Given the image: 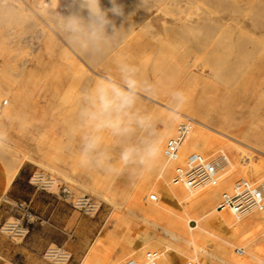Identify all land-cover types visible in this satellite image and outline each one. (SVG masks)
Returning a JSON list of instances; mask_svg holds the SVG:
<instances>
[{
	"label": "rangeland",
	"instance_id": "1",
	"mask_svg": "<svg viewBox=\"0 0 264 264\" xmlns=\"http://www.w3.org/2000/svg\"><path fill=\"white\" fill-rule=\"evenodd\" d=\"M11 1L12 0H5V1L0 0V5H1L0 12L1 10L4 9L0 13V31H1L0 35L4 37L3 39L6 41V46L9 45L7 43L13 42V44L10 45L9 49L10 50L12 49V52L18 55L16 56L12 52H9V53H12L13 55L10 54L8 59L7 58L3 59V57H0V61H1L0 62V68H1L0 82L5 81L6 83H10L9 84L10 86L16 85L13 87L15 89L18 88L17 87V84H18L20 89H19L18 94L15 97L16 101H13V103L11 104L7 103V106H9L7 107L8 109L6 108V105H5L6 103L3 102L0 104L1 105L0 115L2 114L0 117L1 119L0 125L3 126V127L0 126V141H2V146H0V161L4 165L5 168L8 167L6 168L7 169L6 171H8V169L11 167L14 161L15 160L17 161V159L21 157L23 159L21 167L22 166L26 167V169L30 172V177L35 171L43 172L46 175L54 177L57 183H63L67 185L69 189L71 190V198H76L82 195H89L99 205V209L96 213L86 214L88 217V224H89L88 238L82 243H73L71 245L64 246L68 250V252L71 253V257L66 264H95V263L96 264H124L126 259L131 258V257L145 258V255L148 251H151V252L154 251L157 253L155 254V257L152 258V260L158 262V264H178L180 261L181 262L188 261L190 257L188 253L181 252L180 256L177 253V251L180 250V244H181L179 239L176 236H171L169 233H167L164 230V226L168 222L169 217H171L174 213H169L165 209L166 206H163L160 203H157L158 202L157 199L152 200L150 198V195L152 193H156L157 195L159 193H164L165 191L164 181H163L164 179L163 177L165 176L164 174L169 170H177L180 164L185 163V159L191 152H198L205 159L225 157L226 162L222 170L219 172L218 181L216 184L205 186L204 188L197 190V191L190 190V192L194 195L196 194V196H202V198L208 197V200H205L206 207L203 208V205L198 206L196 208V211H189L187 215L185 216V218L179 221L183 223L186 220L192 219L191 221L192 224H195L196 222L200 223L201 221L207 222L211 214L210 208L207 207V205H209L210 203L209 198H211L215 192H221L227 187V179L231 174L242 173L248 170L249 168L252 169L250 171L252 172V174L253 173L257 174V171L255 169L256 167H258V165L256 164L257 158L260 159V163L262 162L261 163L263 164L262 167H264V151H263L264 145L260 144L261 143L260 140L256 141V139L255 140L251 139L250 138L251 133H248L246 131L244 132V130L245 129L247 130V128L250 127V125L252 124V121H250L251 120L250 112L253 108L255 109V104L257 103V100L261 99L260 97L262 98L264 97V90L259 93L256 91L254 93L253 91V93H246L245 95L240 94V95L233 96L232 98L219 96L218 93H213V92L207 93L206 96L203 97V100L206 103H208L205 107L197 108L196 114L191 113L187 115V114L180 112V115L181 116L183 115V117H180L179 121L172 123V124H168L167 122L168 110L165 108L166 106L164 104H162L161 102L151 97L143 98L142 100L146 102V105L143 107L146 110L157 115L163 121H165L164 124L160 125L161 131L165 133L164 143L162 146V155L155 162L154 167L150 171H145L142 175H137V176L130 175L128 169H124L120 174H111V175L106 174L103 171L96 169V168L90 169L89 167L85 166L82 163L81 152L79 151L80 150L79 136L78 135L71 136L68 134V129L74 123L75 118H76V113L79 107L78 103L76 102L78 101V98H79L78 95H80V93H78L77 95H75V93L71 95V92H69L71 91L69 89L71 88V86L66 81H63L65 85H63V82H62V84L60 83L59 86L55 87V85H53L54 88L52 89L51 85L47 87L44 81H43L44 84L38 83L39 80L36 79V77L39 74V72L38 74L36 72L41 70V66L37 64L38 58L40 55H44V56L48 55V52L45 49V47L43 48L44 46L43 41H45L44 38L46 36L41 33L40 27L43 26L42 28L46 29L47 35H50V36L52 35L54 37L53 40L55 41V43H52V44L54 45L55 56L63 57V52H62L63 50L61 48H63L68 43L64 39V36L61 34V31H60L59 22H58L59 20H57V18L59 19V16L56 15L55 17V14L56 12H59L62 15H68L69 6L65 5L64 1L61 2L62 7L57 6L59 3L53 4L51 2L52 0L51 1L47 0V1H50L53 5H50L49 4L50 2H47L46 0L45 1L47 2V5H46V2H44V0H28V3H27V0L26 1L25 0H21V1L14 0L12 2ZM18 1L19 3L17 4ZM152 1L151 0H139V1L130 0L128 2V5L126 4V10L124 11V14L127 13L126 25H128L132 29L128 27L127 32L125 31V33H123L125 36L128 34V32H130V34H132L130 36L132 37H135L138 35H144V36H149V38H155V37H151L150 34H156V33L158 34L161 30L160 21H157L156 25L149 24V21L153 19L155 16H159V20L161 19L164 20L165 18L168 24L175 25L176 15L172 11H170V8L171 9L175 8L179 0H172V1L171 0H162V1L152 0ZM216 1L217 0H209V2L207 3V1L203 2L202 0H196V1L194 0L193 1L194 4L190 3V5L191 6L195 5L196 7L203 6L205 10L207 11L209 10V11L216 12L222 8L218 2L216 3ZM31 2H32V5H30ZM65 2H68V1L65 0ZM26 3L28 4L27 5L28 8L26 7L27 11L26 10L20 11L22 10L20 8V5L22 4L26 6L25 5ZM213 3L215 4V6L218 5L216 8H214V10H213V7L215 6ZM254 5L258 10L257 9L253 10L251 5L245 6L246 8L243 7L245 8L244 14H246L245 13L246 9L249 12L248 13L246 11L248 13V18H247V25L245 28L248 30L253 28L251 23H248V22L256 18L257 16L255 15L259 14V16H262L260 17L261 20H264L263 19L264 9L262 10L261 9L262 7L258 8L259 6L257 4H252V6ZM49 6L52 7L51 11H50L51 8L48 9ZM133 6L134 7L136 6V8H134L135 10L133 9ZM32 7L35 9V11L36 9L37 11L39 10L38 15H37V12H35ZM131 7L133 10L131 9ZM247 7L248 8L250 7V8L248 9ZM30 8L33 11H31ZM160 8H162L163 10ZM130 9L132 11H129ZM195 9L196 8H194V6H192L191 9L187 7L188 11L195 10ZM19 11L22 13L24 12L25 14L24 13H23L24 15L20 14ZM29 11L34 13L36 16L34 14L32 15V13ZM40 11H43L45 15L41 13ZM258 11L260 13H257ZM39 12L41 15L39 14ZM170 13H173V14L170 15ZM28 14H29V17H28ZM80 14L85 19H87L86 16L88 15V12L85 13V11H82ZM252 15H254L255 17ZM23 16L26 17L24 18L25 21L23 19ZM49 16L50 17L54 16V18L53 17L50 18ZM150 16H153V18H149ZM33 18H35L37 23L34 22ZM141 20L143 21L141 22ZM29 21H30V24H27ZM55 21H56V24H55ZM208 23L209 22H207V24L204 23L205 25L203 26L202 24L201 25L199 24L200 26L199 25H194V26L189 25L188 27L186 26L187 29L185 27L183 30L190 29L191 32L188 30L189 38H188V35H185L186 37L184 36V38L179 37V40L177 37L174 39V43L179 44V41H180V44H182L188 39L190 40L194 38H195L194 40H196V36L198 34L201 35L205 33L206 31H209L208 27H210L211 25L210 23L208 25ZM31 26L33 28H31ZM189 27H192V28H189ZM211 27H210V31H211ZM58 28L59 30H57ZM185 31L183 32L186 34V32L188 31L186 32ZM214 31L215 30L212 29V32ZM16 33H17V36H16ZM123 34L117 35L116 36L117 39L115 38V40L116 41L120 39L123 40V38L125 37L123 36ZM118 37H120V39ZM181 40L183 41L181 42ZM18 41L20 45L22 42V45H21L22 47L25 46L23 47V49L22 47L20 49L18 48L20 46L18 45L19 44ZM56 41L58 43H56ZM14 46H15V49L13 50ZM125 53L128 54L127 51H124V53H121L119 56L122 58L125 56L124 58H126L128 55L126 56ZM263 54H264V50H263ZM28 55L29 56L31 55L32 57L29 58ZM12 56L13 58H15V60H13ZM167 56H170V54ZM27 57L29 58V60L31 59V61H29ZM209 57L210 56L207 53H205V51H202L199 53L195 52L187 57L185 56L180 57L179 59L180 66L181 67L185 66L183 68L188 71L186 72L185 70L183 74L184 76L182 75L183 80L179 81L181 85L186 84V85L194 87V85L196 84V81L200 78H203V76H204L203 79L207 78V80L209 79V82H212V83L217 82L215 81L216 79L215 74L212 73L210 69L202 70V66L204 67V65L206 67L211 66V65H208L210 63L207 64V60H206V58H208L209 60ZM169 58H172V56L168 57V60H170ZM258 58L259 56H255L253 58L254 59L253 62H255L256 59L258 60L257 62H259L260 59ZM17 59H19L18 63L20 62L21 64L19 63L17 65V63H15L17 62L16 61ZM24 59H26L27 63L24 62L25 61ZM32 59H36V60L32 61ZM20 60L21 61L24 60L23 61L24 63L21 62ZM250 60L249 62L247 61V67L245 68V71L251 70L252 68V66L250 65L251 64L250 62L252 61ZM12 62H14L13 64L15 65L12 64L11 66L10 63ZM32 62H33V65H32ZM215 62L217 61L215 60ZM28 63H30V65ZM227 64L228 62L226 58H220L218 59V62L214 66L218 68H226ZM22 65L23 66L26 65V71H23L25 70V68ZM200 65L201 67H199ZM27 66H30V68L31 67L32 68L31 69L28 68L29 69L28 70ZM33 67L35 68L33 69ZM18 68L22 69L21 73H23L22 77H18L20 79L17 78V76H19L20 73L17 75L15 72L16 69H17L16 71L20 72ZM3 69L5 71H3ZM2 71L5 72L6 74L5 73L2 74L3 73ZM26 72L27 73L30 72L29 74L31 78L29 79L28 77L29 81L32 78H35V79H32L33 81L35 80L33 83H32V80L30 81L32 84L26 81L27 80V78H25L27 75ZM1 75H3V79ZM32 75L34 76L32 77ZM228 78L225 81L227 85H229L230 88H233V86L238 85L237 81L239 79L237 75L233 77L229 76ZM13 80H15V82ZM44 80L47 81L48 84L50 83L47 80V78ZM227 80L229 82H227ZM16 82L18 83L16 84ZM35 83H37L36 84L37 87L35 86ZM238 83H240V81ZM168 85L169 84L165 83L164 85H161V86H168ZM249 86L251 88L253 87V85H249ZM46 87L48 88V91L43 90L44 88L46 90ZM25 88L28 91H26ZM49 88L52 91L49 90ZM21 92L25 94H22ZM19 93H21L22 96H20ZM76 97H77V100L75 101ZM21 100H24V104H23V101ZM263 101H264V98H263ZM19 104L21 107L19 106ZM16 108H17V112L14 113L15 112L14 110H16ZM7 110H9L10 113ZM21 112H22V115H20ZM3 113H5L4 114L5 117ZM259 113H260L259 115H256L253 117L255 121H254V124L252 125L256 126L255 130H258V129L261 130L260 127H257L256 125L257 123L264 127V106L261 109H259ZM187 117L192 119L193 126L189 130V132L186 134V136L184 137L180 145L178 157L168 158L164 151L166 141L168 140L170 136H172L175 133L177 125L182 120H185V118ZM217 128L224 132H228L231 135H227L221 132L220 130H218ZM262 130L264 131V128ZM44 133H46L47 135ZM42 135L48 138L49 144L48 143L42 144L40 142H37L38 140L40 141V137ZM223 135L226 136L225 139L219 138V136H223ZM257 144L259 145L258 147H253V145H257ZM40 146H43V148H49L50 149L49 151H51V155L48 154L50 155V156L47 155L48 157L44 155L42 156L43 148L41 149L42 151H40V148H41ZM103 146L109 150V153L112 156L113 164L117 166L118 168H122L123 166L119 160V148L117 147V142L114 140L113 137H111L107 133L104 136ZM55 150L56 151L58 150L57 152L58 156H56ZM59 153L60 154L62 153L61 154L62 157ZM28 154H32L33 158L26 159ZM76 158H79L78 162L80 164L79 163L75 164L73 159H76ZM49 159H51V161L53 160L52 163H50ZM71 161H73V163ZM77 164H79V166H77ZM55 165L57 166V168ZM74 166L75 167L77 166V167L75 168ZM90 171L92 174L90 173ZM263 171H264V168H263ZM90 174L91 175L95 174L94 175L95 178L94 177L92 178ZM150 174L152 175L151 180L147 181V176ZM97 184L99 185L101 184L100 186L98 185L99 188L95 187ZM104 185L106 186L104 187ZM53 189L55 191H58L59 186L56 184L53 187ZM71 198H69L68 200L72 201ZM171 202L172 203L171 205H169V207L173 210L174 207L177 205V201L173 200ZM15 208L17 210V213H12V212L9 213L7 217L8 220H13L15 217L20 215V210L16 206V203H15ZM180 226H182V224ZM194 228H192L193 230H191V233L196 234V229ZM184 231L185 230H182V232ZM56 245L57 244L55 243L50 244V246H56ZM43 254L44 252L42 253V261L44 264H55L54 262L45 258Z\"/></svg>",
	"mask_w": 264,
	"mask_h": 264
},
{
	"label": "bare ground",
	"instance_id": "2",
	"mask_svg": "<svg viewBox=\"0 0 264 264\" xmlns=\"http://www.w3.org/2000/svg\"><path fill=\"white\" fill-rule=\"evenodd\" d=\"M2 1H5V0H2ZM12 1H14V0H12ZM46 1L44 0V2H46ZM50 1H47V2H50ZM62 1H64L65 5L69 6V4H70L69 0H67L68 2H65V0H52L51 2L53 4L59 3L57 6H61ZM129 1L130 0H117V3L120 4L123 7V11H125L126 10V4L128 5ZM193 1L194 0H179L177 2V6L175 8H172V9L170 8V11H172L176 15L175 16L176 17L175 25L174 24H168L164 17H163L164 20H162V19L159 20V16H155L154 18H153V16H150L149 18H153V19H151L150 21L148 20L149 24L156 25L157 21L161 22V23L159 22L160 27H161L160 32L158 34L157 33L156 34H150L151 37H155V38H149V36H144V35H138V36L132 37V36H130V35H132V34H130V32H128V34L125 36L123 33H125V31L127 32L128 27H129L128 25H126L127 13L124 14L122 17H117V16H113L109 12V18L114 21V23L116 24V27L119 28L122 26L121 29L116 33L115 36L108 38L105 42L101 43L97 48L87 49V50L83 49L79 46L70 45L67 42L68 44H66V45L64 44L65 46L64 47L62 46L63 48H61L63 50L62 51L63 57H56L55 56L54 45L52 44V43H55V41L53 40L54 37L52 35L51 36L47 35L46 29H43L42 28L43 26H41L40 27L41 33L46 36L44 38L45 41H43L44 42L43 48L45 47V49L48 52V55H46V56L40 55L38 58L37 64H39L41 66L40 71H37V72L35 71L37 74L39 72L38 76L36 75L38 78L35 76L36 79L39 80L38 83H43V81H44L45 85H47V87L51 85V87L53 89L54 88L53 85H55V87H56V86H59L60 83L62 84L63 81H66L71 86V88H69L71 90V91H69V92H71V95L74 93H75V95H77L78 93H81L83 90L90 88L98 79L104 77L106 74H111L114 76L117 75L118 64L122 63V62H126V63L132 64V65H135L139 69L140 76L142 79H146L150 82H153L156 85V87L158 89V95L154 99H156L157 101L164 104L166 106L165 108L168 111H169V101H170L171 92L174 90H182L186 94L188 99H187V103L184 105L181 113H184L187 115H189L191 113L196 114L197 108L205 107L208 103H206L203 100V97L206 96V94L210 93V92L218 93L219 96L229 97V98H232L233 96L240 95V94L245 95L246 93H253V91H254V93H255V91L258 93L262 92L264 90V54H263V50H264V20H261L260 17H262V16H259V14H257L255 16H257L258 18L256 17V18L252 19L250 22H248V23H251L253 28H251L249 30L246 29L245 27L247 25V18H248L249 12L246 9L245 10L246 14H244V9L246 8L245 6H248V5H251L253 10L257 9L255 7V5L252 6V4H257L259 6L258 8L262 7L261 9L263 10L264 9L263 8L264 7V0H217L216 3L218 2L222 8L220 9L221 11L218 10L216 12L209 11V10L207 11V10H205V8L203 6H197L196 7L195 5H192V6H194V8H196L195 10L188 11L187 7L189 9H191L192 6L190 5V3H193ZM202 1L203 2L207 1V3L209 2V0H205V1L202 0ZM47 2H46V5H47ZM51 2L49 4L53 5ZM18 3H19V1L17 2V4ZM27 3H28V0H27ZM27 3L25 4L26 6L22 5L23 3L20 5V8L22 9L20 11H25L28 8ZM100 3H101L102 9L106 10V9H110L112 7L109 0H100ZM8 5H10V4H8ZM30 5H32V2ZM164 5H165V3H164ZM186 5H187V7H186ZM214 6H215V4H214ZM217 6L213 7V10ZM243 7H245V8H243ZM49 8H51L50 9V11H51L52 7L49 6L48 9ZM134 8H136V6L135 7L133 6V9ZM131 9H132V7H131ZM131 9L129 11L133 10V9L132 10ZM160 9H162V8H160ZM3 10H1V12ZM31 11H33V10L31 9ZM31 11H29V12H31ZM34 11H35V9H34ZM38 11H37V9L35 11V12H37V15H38ZM54 11H55V9H54ZM83 11H85V13L87 12L86 10H83ZM259 11L257 13H260ZM40 12L43 13V11H40ZM40 12H39V14H40ZM23 13L20 12V14H23ZM137 13H135V14H137ZM173 13H170V15ZM33 14L34 13H32V15ZM263 14H261V15H263ZM56 15L57 14H55V17H56ZM87 16H86V18H87ZM252 16H254V15H252ZM28 17H29V14H28ZM51 17L54 18V16H51ZM24 18H26V17L23 16V19ZM35 18H33L34 22L37 23ZM57 20H59V19L57 18ZM143 20H141V22ZM24 21H25V19H24ZM138 21H140V20H138ZM138 21H137V23H138ZM207 22H209L210 25L212 26V27L210 26L211 31H210V27L207 26L209 28V31H206L205 33H203L201 35L198 34L199 36L198 35L196 36V40H194L195 38L190 39V40L188 39L189 38L188 33H189L190 29H188L189 31L186 29L189 25L194 26V25H199V24L201 25L202 24V26H203V25L207 24ZM209 23H208V25H209ZM27 24H30V21ZM55 24H56V21H55ZM46 26H48V25H46ZM185 27H186L185 30L188 32L183 30ZM31 28H33V27L31 26ZM129 28H131V27H129ZM189 28H192V27H189ZM212 29L215 31L212 32ZM57 30H59V28ZM196 30H198V29H196ZM131 31H133V30H131ZM134 31H135V29H134ZM183 31H185L186 34ZM107 34L109 36L112 35L111 27H109L107 29ZM122 34H123V36H125L124 38L122 37L123 40H121L120 37H118L120 40L116 41L115 40V38L117 39L116 36L122 35ZM156 35H158V36H156ZM185 35H188L187 41H185L182 44H180V41H179L180 45L174 43L175 38L178 37V40H179V37L184 38ZM16 36H17V33H16ZM6 37H7V35H6ZM3 38L4 37H2V35H0V57H3V59L4 58L8 59L10 54H12V53L15 54L14 52H12V49L11 50L9 49L10 45H12L13 42L12 43L10 42L11 44L7 43V44H9V45H7L8 46V48H7L6 41ZM32 41H34V40H32ZM52 41H54V42H52ZM182 41L183 40H181V42ZM175 42H177V41H175ZM18 43H19V41H18ZM56 43H58V42L56 41ZM18 45H20V43ZM21 45H22V42H21ZM21 45L18 47L19 49L22 47ZM15 46H14L13 50L15 49ZM40 46H42V45H40ZM23 47H25V46H23ZM23 47H22V49H23ZM39 50H40V48H39ZM39 50H38V52H39ZM124 51L128 52V54L125 53L126 56L128 55L126 58H124L125 56L123 58L119 56L121 53H124ZM202 51H205V53H207L210 56L209 60H208V58H206V60H207V64L210 63L208 65H211L209 67L208 66L206 67L202 63L204 65V67L202 66V70H209L210 69L212 71V73L215 74V77H216L215 81H217V82H213V83L209 82V79L207 80L206 77H205L206 79H203L204 78V76H203V78H200L196 81V84L194 85V87L186 85V84L181 85V83L179 81L183 80L182 75L184 74L186 69L183 68L185 66H183V67L180 66V63H179L180 57H182V56L187 57V56H189L195 52L199 53ZM9 52H12V53H9ZM169 54H170V56H167ZM60 56H61V54H60ZM171 56L173 59L169 58L170 60H168V57H171ZM255 56H259V58H258V59H260L259 62H257L258 61L257 59L255 61L256 63L253 62L254 61L253 58ZM30 57H32V56L30 55L29 58ZM10 58H11V56H10ZM12 58H13V56H12ZM29 58H28V60H29ZM220 58H226L227 59L228 64H227L226 68H218V67L214 66L218 62V59H220ZM3 59H2V61H3ZM250 59H252V60H250ZM13 60H15V58H13ZM18 60L19 59H17L16 60L17 62H15V63H17V65L20 63V62L18 63ZM24 60H22V61L20 60V61L26 62V59H24ZM33 60H36V59H32V61ZM215 60L217 62H215ZM249 60L253 62V63L250 62L251 63L250 65L252 66V68H251V70L245 71V68L247 67V61L249 62ZM29 61H31V59ZM9 62H10V60H9ZM13 63L14 62L10 63L11 66ZM182 63H181V65H182ZM28 64L30 65V63H28ZM13 65H15V64H13ZM32 65H33V62H32ZM23 67L25 68V70H23V71H26V65ZM199 67H201V65ZM28 68L31 69L32 67L30 68V66H27V69ZM34 68L35 67H33V69ZM0 70H1V68H0ZM16 70H15V72L17 75L19 73L21 74V76L19 74V76H17V78L22 77V75H23V73H21L22 69L18 68V70L20 72H18ZM3 71H5V70L3 69ZM186 72H188V71L186 70ZM4 73L5 72H3L2 74H4ZM29 73L26 72L27 75L25 77V78H27L26 81H28V83L32 79H35V78H32L29 81V79L31 78ZM200 73H201V71H200ZM16 74H15V76H16ZM236 75L239 79L237 81L238 85L233 86V88H230L229 85H227L225 80L229 76L233 77ZM1 76L3 79V75H1ZM33 76L34 75H32V77ZM6 77H7V75H6ZM28 77H29V79H28ZM46 78L50 82L49 84L47 83V81L44 80ZM18 79H20V78H18ZM15 80H13V81L15 82ZM34 81L32 80V83ZM239 81H240V83H238ZM23 82H25V81H23ZM227 82H229V81L227 80ZM17 83L18 82H16V84ZM32 83L30 82V84H32ZM165 83H167L169 85L168 86H161V85H164ZM9 84L10 83H6L5 81L0 82V104L3 102L6 103L5 104L6 108L9 107V106H7V103L11 104V103H13V101H16L15 97L18 94L19 89H20L18 84H17V87H18L17 89L13 88L16 85L10 86ZM36 84L37 83H35V86H36ZM63 85H65L64 82H63ZM66 85H67V83H66ZM249 85H253V87L251 88ZM40 87H41V85H40ZM47 87H46V90H45V88L44 89L41 88V89H43L44 91H48ZM60 87H61V85H60ZM62 88H63V86H62ZM25 90H26V88H25ZM49 90H51V89L49 88ZM26 91H28V90H26ZM21 93H19L20 96H22V94H25V93H22V94ZM30 98H31V96H30ZM260 98L261 99L256 98L258 100H257V103L255 104V109L253 108L250 112V116H251L250 121H252V124H254V121H255V119H253V117L256 115H259L260 114L259 109H261L264 106V101H263L264 97L263 98L260 97ZM76 100H77V97H76L75 101ZM21 101H23V104H24V100H21ZM17 102H19V101H17ZM76 103H78V102H76ZM141 103L143 106L146 105V102H144V100H142ZM25 104H26V102H25ZM19 106H20V104H19ZM0 109H1V105H0ZM9 110H7V111L9 112ZM14 111H15L14 113H16L17 108ZM4 114L5 113H3V115ZM1 115H0V117H1ZM20 115H22V112ZM4 117H5V115H4ZM180 117H183V115L182 116L180 115ZM251 125H250V127L247 128V130L245 129L244 132L246 131L248 133H251V135H250L251 139H253V140L256 139V141L260 140L261 143L260 142L259 143L261 145H264V131L262 130L264 127L257 123L256 124L257 127H260L261 130H259V129L255 130L256 126H253V125L251 126ZM0 126L3 127L2 125H0ZM218 130H220V129H218ZM220 131L227 134V135H231L228 132H224L222 130H220ZM44 134H46V133H44ZM219 138L225 139L226 136L225 135L219 136ZM53 141H54V139H53ZM37 142H40L42 144H47L48 138L46 136L42 135L40 137V141L38 140ZM258 146H259L258 144L253 145V147H258ZM40 147H41L40 151L43 150L42 156L43 155L47 156L48 154L51 155V151H49L50 150L49 148H43V146H40ZM58 150L57 151L55 150L56 156H58V153H57ZM61 150H63V149H61ZM50 155H48V156H50ZM66 156H68V155H66ZM66 156H64V157H66ZM61 157H62V155H61ZM28 158H30V159L33 158V155L28 154L26 159H28ZM49 158H51V157H49ZM186 159H185V161H186ZM49 160H50V163H52L53 160L52 161H51V159H49ZM69 160H70V158H69ZM73 161L75 162V164L79 163L78 162L79 158L73 159ZM73 161H71V162L73 163ZM22 162H23V159L21 157H19L17 159V161L15 160L14 163L11 165V167L8 169V171H7L8 184L7 185H10L11 182L13 181V179L15 178V176L18 174ZM261 163H260V159L257 158L256 164L258 165V167L255 166L257 174L253 173L254 174L253 175L252 172H250L252 170L250 168L248 170L242 172V173L231 174L227 179V187L221 192H215L213 194V196L211 198H209L210 203H209V205H207V207L210 208V210H211L209 220L207 222L201 221L200 223H197L194 220L196 222L195 224L191 223L192 219L186 220L183 223H181L179 221L181 219H184L189 211H196V208L198 206L203 205V208H205L206 207L205 200H208V197L202 198V196H196V194L195 195L192 194L190 192V189L187 187V185H185L181 180H178L176 178L177 170H169L164 174L165 176L163 177L164 178L163 181H164L165 191H164V193L158 194V199H157L158 202L157 203H160L161 205L166 206L165 209L169 213H174L171 217H169L168 222L164 226V230L167 233H169L171 236H176L179 239V241L181 243L180 244V250L177 251L179 256L181 255V252L188 253L190 256L188 261H195L197 264H218V263L219 264H264V209L251 212V213L244 215V216H238L234 213V211L231 207L222 206V204H221V202L223 201L224 193L230 191V189L233 186L234 181L237 178H241V177L247 178L250 180V182L253 185H257V184H263L264 185V173H263L264 167H262L263 164H261ZM79 164H77V166H79ZM183 164H180V165H183ZM48 166H50V165H48ZM6 168H8V167H6ZM56 168H57V166H56ZM84 168H85V166H84ZM73 171H75V170H73ZM81 171H83V170H81ZM90 173H91V171H90ZM94 175L95 174L91 175L92 178L93 177L95 178ZM151 176H152L151 174L147 176V181L151 180ZM98 183H100V182H98ZM98 185L99 184H97L95 187H98ZM106 185H104V187ZM6 187H5V189H8ZM97 191H99V190H97ZM173 200L177 201V205L172 210L169 207V205H171V203H172L171 201H173ZM157 206H158V204H157ZM181 224H182V226H180ZM192 228L196 229V234L191 233V230H193ZM182 230H185V231L182 232ZM186 241L187 242L189 241L188 242L189 244ZM188 261H182V262L180 261V262H181V264H187ZM180 262L178 264H180ZM105 263H107V262H105Z\"/></svg>",
	"mask_w": 264,
	"mask_h": 264
},
{
	"label": "clouds",
	"instance_id": "3",
	"mask_svg": "<svg viewBox=\"0 0 264 264\" xmlns=\"http://www.w3.org/2000/svg\"><path fill=\"white\" fill-rule=\"evenodd\" d=\"M112 7L102 9L100 0H70L69 14L59 12V28L64 39L83 49L97 48L121 29L117 28L113 16L122 17L123 7L117 0H109ZM87 10L85 19L80 13ZM111 27L112 35L107 34ZM158 89L153 82L142 79L139 69L122 62L117 66V75L106 74L90 88L83 90L78 98V111L68 134L79 136L82 163L106 174H120L128 169L130 175H142L150 171L162 155L165 133L161 118L146 110L143 98H156ZM182 90L170 94L168 124L180 120V112L187 103ZM117 142L122 168L112 162L109 150L103 146L105 134ZM2 146V141H0Z\"/></svg>",
	"mask_w": 264,
	"mask_h": 264
},
{
	"label": "built area",
	"instance_id": "4",
	"mask_svg": "<svg viewBox=\"0 0 264 264\" xmlns=\"http://www.w3.org/2000/svg\"><path fill=\"white\" fill-rule=\"evenodd\" d=\"M192 119L187 117L176 127L175 133L168 138L165 144V154L168 158H177L180 145L192 128ZM225 157L205 159L198 152H191L183 165L177 168L176 178L181 180L190 190L197 191L205 186L216 184L219 172L224 167ZM31 182L38 188L46 191L58 193L67 199L71 198V190L63 183H57L52 176L43 172L35 171L31 177ZM59 186L55 191L53 187ZM152 200L158 199L156 193L150 195ZM71 202L77 209L85 214H94L98 211V203L89 195H82L71 198ZM264 185H253L247 178H237L229 192L224 193L222 206H229L238 216H244L251 212L264 209ZM16 206L20 210V215L13 220H6L1 225V231L17 241L23 240L29 232L30 224L37 219L29 201H17ZM157 254L154 251H148L145 258L131 257L126 259L124 264H158L152 260ZM44 257L55 264H66L71 253L62 246H49L44 251ZM151 256V257H150ZM187 264H197L195 261H188Z\"/></svg>",
	"mask_w": 264,
	"mask_h": 264
},
{
	"label": "crops",
	"instance_id": "5",
	"mask_svg": "<svg viewBox=\"0 0 264 264\" xmlns=\"http://www.w3.org/2000/svg\"><path fill=\"white\" fill-rule=\"evenodd\" d=\"M7 177L6 168L0 161V264H44L42 253L50 244L65 246L82 243L88 238L87 215L66 197L38 189L31 182L30 172L25 166L21 167L10 185H7ZM17 201H29L37 215L21 241L1 231L9 213H17Z\"/></svg>",
	"mask_w": 264,
	"mask_h": 264
}]
</instances>
